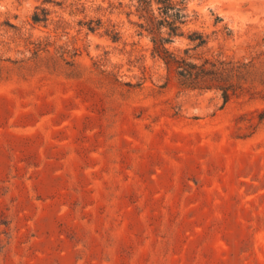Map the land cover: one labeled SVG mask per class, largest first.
I'll return each mask as SVG.
<instances>
[{
  "label": "rangeland",
  "instance_id": "1",
  "mask_svg": "<svg viewBox=\"0 0 264 264\" xmlns=\"http://www.w3.org/2000/svg\"><path fill=\"white\" fill-rule=\"evenodd\" d=\"M185 3L170 51L264 70V0ZM136 6L0 0V264H264V84L181 87Z\"/></svg>",
  "mask_w": 264,
  "mask_h": 264
},
{
  "label": "trees",
  "instance_id": "2",
  "mask_svg": "<svg viewBox=\"0 0 264 264\" xmlns=\"http://www.w3.org/2000/svg\"><path fill=\"white\" fill-rule=\"evenodd\" d=\"M136 11L141 22L138 26L150 35L152 53L164 63L168 76L178 85L197 90H218L223 103L245 92L247 80L258 79L264 84V70L258 71L254 64L233 60H209L197 62L190 56H178L166 44L182 34L188 21L185 0H136ZM194 38L190 37V40ZM200 42H204L199 35ZM264 114H260L262 118Z\"/></svg>",
  "mask_w": 264,
  "mask_h": 264
}]
</instances>
